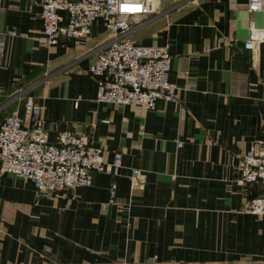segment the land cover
<instances>
[{"label": "crops", "instance_id": "crops-1", "mask_svg": "<svg viewBox=\"0 0 264 264\" xmlns=\"http://www.w3.org/2000/svg\"><path fill=\"white\" fill-rule=\"evenodd\" d=\"M42 2L0 0V124L32 96L51 141L86 133L109 160L120 152L124 168L48 194L0 171V264H264V219L246 211L262 186L241 183L238 169L264 132V43L244 47L264 13L248 0H176L143 16L131 40L168 45L179 88L176 102L146 111L96 101L88 67L109 36L103 20L82 42L47 45ZM131 168L145 176L134 192ZM113 181L117 204L106 205Z\"/></svg>", "mask_w": 264, "mask_h": 264}, {"label": "built area", "instance_id": "built-area-1", "mask_svg": "<svg viewBox=\"0 0 264 264\" xmlns=\"http://www.w3.org/2000/svg\"><path fill=\"white\" fill-rule=\"evenodd\" d=\"M155 5L156 0H43L40 41L47 45H56L61 38L82 42L93 24L103 20L109 36L96 46V59L88 67V73L97 82L96 101L153 111L159 100L176 102L179 89L169 77L172 67L169 46L136 44L130 37L136 24L152 13ZM246 8L249 12L264 13V0H248ZM263 43L264 26L252 23L244 47L256 52ZM4 51L5 39L0 36V54ZM43 109L32 96H24L23 115L17 112L7 115L0 124L1 173L31 181L40 194L88 187L93 183L94 173L114 178L121 174L124 168L121 153L113 154L109 160L103 147L86 133L66 130L51 141ZM238 169L241 183L261 184L262 193L249 201L246 211L264 219V132L242 155ZM144 185V172L131 168V192ZM116 193L117 184L113 181L106 205L117 204ZM121 264L156 263L136 260Z\"/></svg>", "mask_w": 264, "mask_h": 264}, {"label": "rangeland", "instance_id": "rangeland-1", "mask_svg": "<svg viewBox=\"0 0 264 264\" xmlns=\"http://www.w3.org/2000/svg\"><path fill=\"white\" fill-rule=\"evenodd\" d=\"M174 3H176V0H156V7H155V9H154V11L152 12V13H149V14H154L155 13V10H157L156 8H157V5L159 6V5H161V4H166V5H168V6H171L172 4H174ZM179 3V2H178ZM149 14H147V15H149ZM146 16V15H145ZM25 96H27V95H25ZM47 253L50 255V251H47ZM40 258V257H39ZM41 259L42 260H44V261H42V262H37V264H69V263H65V262H62V263H55V262H51V260L49 259V258H45L44 259V256H42L41 257ZM123 262H125V261H122V262H120L119 264H121V263H123ZM128 262V261H127ZM248 262V261H247Z\"/></svg>", "mask_w": 264, "mask_h": 264}]
</instances>
